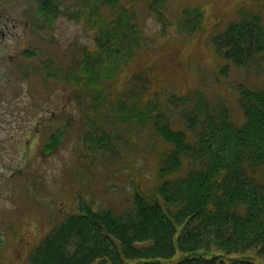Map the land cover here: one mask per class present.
Here are the masks:
<instances>
[{
  "label": "trees",
  "instance_id": "obj_1",
  "mask_svg": "<svg viewBox=\"0 0 264 264\" xmlns=\"http://www.w3.org/2000/svg\"><path fill=\"white\" fill-rule=\"evenodd\" d=\"M28 1L32 16L24 33L41 40L61 0ZM163 2L151 0L157 16ZM71 3L84 12L93 43L61 62L40 59V70L52 87L70 84L87 126L82 141L94 151L116 148L121 127L151 129L159 140L157 180L146 192L135 189L121 212L82 203L34 248L29 264H264V86L241 88V124L221 97L158 92L152 69L135 72L131 87L115 92L112 82L146 45L142 28L121 0ZM75 10L68 13L73 19L80 16ZM184 10L177 31L189 35L201 28L203 11ZM211 40L216 57L249 66L264 54L261 16L240 8ZM61 137L53 132L44 150H54Z\"/></svg>",
  "mask_w": 264,
  "mask_h": 264
},
{
  "label": "rangeland",
  "instance_id": "obj_2",
  "mask_svg": "<svg viewBox=\"0 0 264 264\" xmlns=\"http://www.w3.org/2000/svg\"><path fill=\"white\" fill-rule=\"evenodd\" d=\"M71 1L61 0L51 27L39 33L41 40L24 33L32 16L28 0L0 1V84L5 82L0 85V264H29L34 248L82 203L121 212L135 189L146 192L157 180L159 140L151 129L121 127L116 148L94 151L82 141L87 126L70 84L59 80L52 87L40 70V59L61 62L93 43L84 12ZM163 1V14L157 16L151 0H121L135 14L146 45L112 82L113 91L126 92L135 72L152 69L158 92L199 90L221 97L233 121L241 124L240 90L264 86V54L249 66L237 65L216 57L211 36L236 20L240 8L256 11L264 29V0ZM187 6L203 11L201 28L189 35L178 32ZM74 10L80 16L73 19L68 13ZM31 44L32 53L25 55ZM178 114L173 113L176 123ZM56 130L62 137L46 152L44 145Z\"/></svg>",
  "mask_w": 264,
  "mask_h": 264
},
{
  "label": "flooded vegetation",
  "instance_id": "obj_3",
  "mask_svg": "<svg viewBox=\"0 0 264 264\" xmlns=\"http://www.w3.org/2000/svg\"><path fill=\"white\" fill-rule=\"evenodd\" d=\"M9 110V109H8Z\"/></svg>",
  "mask_w": 264,
  "mask_h": 264
}]
</instances>
